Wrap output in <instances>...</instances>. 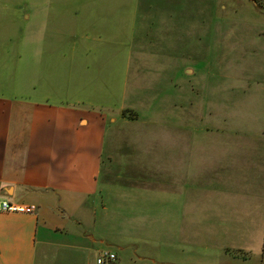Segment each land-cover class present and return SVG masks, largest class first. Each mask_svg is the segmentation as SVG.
<instances>
[{"label": "crops", "instance_id": "obj_1", "mask_svg": "<svg viewBox=\"0 0 264 264\" xmlns=\"http://www.w3.org/2000/svg\"><path fill=\"white\" fill-rule=\"evenodd\" d=\"M5 1V7L15 3ZM126 1L118 12L126 26L119 30L129 45L136 3ZM43 2V18L71 11L75 21L85 5ZM49 23L41 29L44 43L61 33ZM84 31L75 25L68 32ZM79 45L74 41L72 50ZM129 49L122 73L102 78L88 61H64L56 51L54 61L26 62L23 90L0 93V199L36 205L33 213L0 212V264H97L102 250L116 256L102 264H161L165 258L171 264H225L205 260L226 256L229 249L262 250L264 189L226 184L224 172L231 166L223 149L217 159L195 160L189 139L171 131L168 150L144 153L146 142L159 140L143 137L139 112L125 102L131 96ZM132 78L137 85L141 77ZM195 169L223 181L190 185ZM162 226L164 235L157 228Z\"/></svg>", "mask_w": 264, "mask_h": 264}, {"label": "rangeland", "instance_id": "obj_2", "mask_svg": "<svg viewBox=\"0 0 264 264\" xmlns=\"http://www.w3.org/2000/svg\"><path fill=\"white\" fill-rule=\"evenodd\" d=\"M2 1L0 93L23 90L26 62L54 61L56 51L64 55V61H88L98 78L121 74L122 57L129 46L131 96L125 102L139 112L143 137L159 140L157 145L146 142L144 153L168 150L170 132H179L191 142L189 154L195 160L197 156L217 159L224 150L231 166L224 172L226 184L259 193L264 189L263 5L253 0H135L136 6L130 10L133 14L135 7L136 14L128 45L126 35L119 30L126 26V18L120 24L118 12L121 4L127 6L130 1L85 0L78 21L71 11L43 18V12L48 11L42 8L43 0H12L16 8L9 2L5 7L6 1ZM75 1L62 0L59 5L66 8ZM33 12L36 15L26 19V14ZM48 20L49 27L61 30L60 39L54 37L53 43H44L41 31ZM75 25L87 33H69ZM74 41L80 45L72 50ZM187 67L192 71L187 73ZM134 74L141 77L137 85ZM224 142L225 149L221 146ZM200 172L195 169L190 185L210 186L223 181L217 173L202 177ZM157 228L164 235L165 227ZM262 234L264 238V227ZM220 256L205 261L264 264V242L256 254L229 249L226 256ZM159 262L171 264L168 258Z\"/></svg>", "mask_w": 264, "mask_h": 264}, {"label": "built area", "instance_id": "obj_3", "mask_svg": "<svg viewBox=\"0 0 264 264\" xmlns=\"http://www.w3.org/2000/svg\"><path fill=\"white\" fill-rule=\"evenodd\" d=\"M36 210L35 204H25L12 202L9 199H0V212H17V213H33ZM116 256L113 252L102 250L97 259V264H102L106 261H114Z\"/></svg>", "mask_w": 264, "mask_h": 264}, {"label": "trees", "instance_id": "obj_4", "mask_svg": "<svg viewBox=\"0 0 264 264\" xmlns=\"http://www.w3.org/2000/svg\"><path fill=\"white\" fill-rule=\"evenodd\" d=\"M253 1L264 6V1L263 0L262 1L261 0H253Z\"/></svg>", "mask_w": 264, "mask_h": 264}]
</instances>
